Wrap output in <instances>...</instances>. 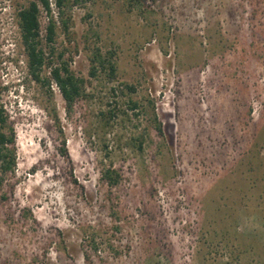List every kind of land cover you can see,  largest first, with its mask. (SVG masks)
<instances>
[{"label":"rangeland","instance_id":"374dc122","mask_svg":"<svg viewBox=\"0 0 264 264\" xmlns=\"http://www.w3.org/2000/svg\"><path fill=\"white\" fill-rule=\"evenodd\" d=\"M32 1L0 0V108L17 154L0 186V264H264V0L74 5L42 73L65 62L87 80L72 112L29 71L16 13ZM41 22L45 38L43 9ZM95 44L116 51V81L90 78ZM129 98L140 117L122 112ZM115 109L105 127L99 113Z\"/></svg>","mask_w":264,"mask_h":264},{"label":"trees","instance_id":"16d2710c","mask_svg":"<svg viewBox=\"0 0 264 264\" xmlns=\"http://www.w3.org/2000/svg\"><path fill=\"white\" fill-rule=\"evenodd\" d=\"M87 2H93L95 4V0H54V2L52 0H34L29 5L19 8L16 13L20 41L31 75L37 82H46L48 86H51V82H53L66 101L69 112L74 111L81 100L89 97L86 88L87 80L77 77L65 62L57 66L54 64L50 65V76L48 78L46 77L44 79L42 73L44 68L49 64L47 62L50 55L49 52L51 54L55 53V50L51 46L57 40L58 23L61 24L67 36L71 37V28L73 25L72 10L74 5L80 6ZM53 4L58 9V19L55 18ZM42 9L45 11L48 20L45 38L42 34ZM44 39L46 45L49 46L48 49H46L43 43ZM89 39L90 34L86 37L87 41ZM64 54V52L60 53L59 57L62 59ZM88 54L90 60L89 76L91 79L98 80L101 77H105V79H110L109 82L117 80L119 68L116 51L95 44L88 46ZM125 86L127 87L126 90L131 94L136 92V88L133 85L126 84ZM114 91L116 90L114 89ZM149 103L153 106L152 100ZM126 106L132 112V115H129L126 111L122 112L129 118H138L144 113L140 102L132 98H129ZM117 111L115 109L106 112L101 111L99 113L101 120L105 121V127H111L112 122L116 120ZM153 116L154 118L152 120L155 123L156 130L162 133V123L157 121L154 110ZM8 123V115L0 108V186L4 184L8 175L15 173L17 166L14 129ZM135 141L139 142V148H141L145 143V135H139V137L135 138ZM61 154L68 157L65 142H63ZM102 178L109 188H114L122 182V174L120 171L111 167L104 171ZM86 258H89V256Z\"/></svg>","mask_w":264,"mask_h":264}]
</instances>
